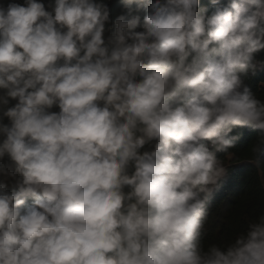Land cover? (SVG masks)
I'll return each mask as SVG.
<instances>
[{
    "label": "clouds",
    "instance_id": "9594fccd",
    "mask_svg": "<svg viewBox=\"0 0 264 264\" xmlns=\"http://www.w3.org/2000/svg\"><path fill=\"white\" fill-rule=\"evenodd\" d=\"M117 4L0 3V264H264V213L205 243L264 137V0Z\"/></svg>",
    "mask_w": 264,
    "mask_h": 264
},
{
    "label": "trees",
    "instance_id": "16d2710c",
    "mask_svg": "<svg viewBox=\"0 0 264 264\" xmlns=\"http://www.w3.org/2000/svg\"><path fill=\"white\" fill-rule=\"evenodd\" d=\"M2 2L5 0H0V3ZM18 2L23 3V0ZM44 2L47 3V0ZM201 3L206 5L209 0H201ZM111 5L114 14L117 13L119 11L117 0ZM258 58L264 59V52L258 54ZM246 83L258 98L264 99V70H259ZM238 131H241L243 136L237 148L232 150L236 157L231 161L225 159V163L231 167L228 177L223 181V187L215 194L210 205L205 226L207 233L205 243L230 242L246 227L247 219L264 213V146L260 153L262 161L260 167L249 162L255 158L253 148L261 144L264 137L247 128Z\"/></svg>",
    "mask_w": 264,
    "mask_h": 264
},
{
    "label": "water",
    "instance_id": "95a60500",
    "mask_svg": "<svg viewBox=\"0 0 264 264\" xmlns=\"http://www.w3.org/2000/svg\"><path fill=\"white\" fill-rule=\"evenodd\" d=\"M115 0H108L107 2L112 4Z\"/></svg>",
    "mask_w": 264,
    "mask_h": 264
}]
</instances>
